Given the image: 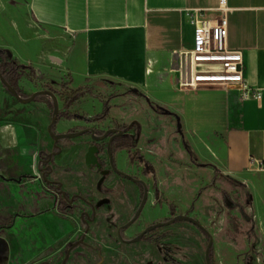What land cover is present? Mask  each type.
Wrapping results in <instances>:
<instances>
[{"label":"crops","instance_id":"obj_1","mask_svg":"<svg viewBox=\"0 0 264 264\" xmlns=\"http://www.w3.org/2000/svg\"><path fill=\"white\" fill-rule=\"evenodd\" d=\"M225 8L228 48L243 53L238 67L251 87L262 90L259 99H243L234 86L182 87L190 76L185 53L195 48L188 12L198 9L217 18ZM0 48L42 72L126 83L172 106L182 114L199 154L252 188L258 221L253 243L264 248V0H0ZM40 100L24 105L0 83V263L172 264L153 243L138 247L120 241L118 228L116 242L114 230L104 223L97 238L90 229L78 259L71 255L65 261L75 229L58 208L52 184L59 185L60 193L81 199L69 207L71 215L86 198L94 204L108 196L98 191L82 145L59 143L61 150L51 157L56 146ZM82 123L62 119L55 130L68 133ZM42 157L51 166L43 170L49 174L46 179L39 167ZM106 207L100 211L103 216L107 211L112 218L118 211L130 214L115 201ZM233 241L224 240L227 249L215 245L213 264H249L242 255L248 240L241 245ZM105 250L112 257L102 262ZM205 252L204 257L179 262L206 264ZM250 264L263 261L255 256Z\"/></svg>","mask_w":264,"mask_h":264},{"label":"rangeland","instance_id":"obj_2","mask_svg":"<svg viewBox=\"0 0 264 264\" xmlns=\"http://www.w3.org/2000/svg\"><path fill=\"white\" fill-rule=\"evenodd\" d=\"M10 57L16 59L12 54ZM201 67L218 69L220 65L215 62L212 65H201ZM43 72L47 74L46 80L36 79L32 82L27 79V82L23 79L19 82V88L26 96H31L34 91L51 88L58 97L61 111H66L60 92L65 85H68L69 89H73V98L80 96L70 111L92 117L101 114L105 106L109 107V115L105 120L97 123L83 121L84 124L73 128L72 133L86 128L103 133L111 128H123L136 120L142 123V133L137 147L134 148L131 143H128L118 147L115 153V159L118 160L116 164L121 171L145 180L149 186V198L143 212L137 221L122 233V238L134 239L150 225L169 221L178 215H187L196 218L209 229L214 238L212 250H215V245L219 243L221 245L217 246V249H227L228 245L224 242L227 238L234 240L231 243L239 245L248 240L249 246L242 254L246 256L245 260L250 264L255 256H259L264 264V248L253 243V239L258 237V221L256 199L252 188L247 183V186H244L242 183L245 182L237 178L225 175L217 165L212 161L209 163L208 159L199 154L189 138L181 113H177L172 106L156 101L151 96L148 98L143 94L144 91L134 90L126 83L102 79H75L67 73ZM51 81L54 84H51ZM219 85L225 87L215 81L200 85L198 88ZM40 99L42 111L49 113L51 121L54 110L53 101L49 96H43ZM175 114L181 118V131L174 117ZM132 132L135 134V128ZM61 143H64V147L82 145L83 154L86 153L88 145L93 144L89 133L74 139L63 140ZM104 155V160L108 161L107 153L104 152ZM145 163L151 165V171L155 174L154 179H150L146 174L143 165ZM90 170L91 174L95 173L93 175L97 180L98 191L107 195L108 198H105L104 203L98 201L94 204L92 200L87 203L86 198L82 201V208L80 205L75 207L71 218L76 219L85 211L92 219L91 233L95 234L96 238L103 227L101 223H104L107 229L109 226L112 227L114 231H111V237L118 242L117 228L127 224L134 217L143 199L144 189L141 185L120 177L114 172L106 176L100 184L101 171L95 168ZM113 195L117 199H114ZM113 201L120 204L121 210L122 207L129 209L130 214L118 215V211V216L115 215L113 218L112 213L108 211L104 216L100 214L103 208L112 206ZM149 237H152L154 241L152 243L162 257L168 254L170 259L179 264V260L190 261L204 257V251L209 243L208 235L185 220H177L170 226L158 228ZM202 239L205 243L203 247ZM142 243L144 242L141 241L136 245L139 247ZM71 248V255L77 258L83 247L76 244ZM142 254L139 253L138 256L141 257ZM103 257L100 260L105 262L112 257V254L111 252L107 254L105 250V257ZM58 259L60 263L61 257Z\"/></svg>","mask_w":264,"mask_h":264},{"label":"water","instance_id":"obj_3","mask_svg":"<svg viewBox=\"0 0 264 264\" xmlns=\"http://www.w3.org/2000/svg\"><path fill=\"white\" fill-rule=\"evenodd\" d=\"M8 53V55L10 56V52L0 48V53H1V60H0V64L1 62L4 61V57L2 56L3 53ZM1 68V67H0ZM37 73H38V77L36 79L38 80H46L47 76L40 70V69H36ZM51 81V84H54V82ZM0 83L2 85H4V87H6V89L22 104L24 105H28L31 103L36 102L40 97L43 96H49L51 97L52 101H53V114H52V118L51 121L48 125V132L50 137L54 140L55 142V146L56 148L60 149L62 148L59 143H61L63 140L66 139H74L77 137H81L85 134L89 133L90 136V140L94 143H99V144H105V151L107 153L108 156V161L106 163L108 169L102 170L103 167V160H104V152L101 153L100 148L98 147V145H92L88 148V150L86 151V155H85V163L87 165V167L89 169H98L101 171L102 174V179L100 182V184H102L104 178L106 176H108L111 172H114L116 175L123 177L135 184L141 185L144 189V195H143V199L139 205V208L137 209L134 217L125 225L121 226L119 228L118 231V236L120 237V239H122L125 243L128 244H134L137 242H140L143 237L152 232L153 230H156L158 228H162V227H166V226H170L172 224H174L177 220H185L187 222H190L191 224H193L194 226H196L198 229H200L201 231H203L206 235H208L209 237V243L208 246L206 248V252H205V259H206V264H213L212 263V257H211V253H212V249L214 248V238L212 236V234L210 233L209 229L204 226L200 221H198L196 218L191 217V216H187V215H178L176 217H174L173 219L169 220V221H165V222H160L157 224H153L150 225L149 227H147L143 232H141L137 237H135L134 239L131 240H125L124 238H122V234L121 231L123 229H126L128 227H130L133 223H135L137 221V219L139 218V216L141 215V213L143 212L148 198H149V186L147 184V182L143 179H139V178H135L131 175H129L128 173H125L124 171H121L117 164H116V159H115V153L117 151L118 147H122L123 145H121L120 143H118L117 147L115 146V140L117 138L121 139V138H127L130 137L132 138V146L134 148L137 147L138 145V141L140 140V136L142 133V123L140 121H133L130 125H128L124 130L120 131L117 128H111L108 129L106 131L103 132L102 135L98 136V132L95 129L92 128H86L82 131L79 132H68V133H58L55 130V126H57V124L60 121V113H61V108H60V102L58 100V97L56 95V93L52 90V89H44V90H40L37 92H34L31 96H27L24 97L16 88H14L6 79L5 77V65L4 67H2V69H0ZM49 87V86H48ZM178 128L179 131H181V123H180V118L178 117ZM88 123V122H87ZM97 123V122H95ZM133 126H136V133H130L129 131L131 130V128ZM101 134V133H100ZM113 134V135H111ZM91 145V144H89ZM88 145V146H89ZM56 154H58V152L54 153V155H51V157H54ZM43 161L44 163V167H42L41 162ZM49 161L48 158L44 157V159H40L39 160V167L42 172L44 168L47 171L49 168H51V166L48 165ZM144 165V169L147 171V175L150 179H154L155 174L151 171V165L149 163H145ZM47 166V167H46ZM44 176V175H43ZM244 186H247L246 183H242Z\"/></svg>","mask_w":264,"mask_h":264},{"label":"built area","instance_id":"obj_4","mask_svg":"<svg viewBox=\"0 0 264 264\" xmlns=\"http://www.w3.org/2000/svg\"><path fill=\"white\" fill-rule=\"evenodd\" d=\"M226 11L225 8L224 14L217 18H208L198 9L188 12L190 23L194 27L195 48L185 53V59L190 65V76L183 80L182 87L197 89L200 85L216 81L224 86H234L243 99H259L262 90L251 87L238 67L243 53L228 48ZM215 62L220 65L218 69L201 67ZM41 165H44L43 161ZM261 169L264 170V166Z\"/></svg>","mask_w":264,"mask_h":264},{"label":"flooded vegetation","instance_id":"obj_5","mask_svg":"<svg viewBox=\"0 0 264 264\" xmlns=\"http://www.w3.org/2000/svg\"><path fill=\"white\" fill-rule=\"evenodd\" d=\"M0 69H2V68H0ZM23 80V79H22ZM25 80H27V79H25ZM49 87H51V86H49ZM47 89V88H46ZM49 89H51V88H49ZM40 99V98H39ZM127 126H125V127H123V128H117L118 130H120V131H122V130H124L125 128H126ZM134 128L135 129H137L136 128V126H133L132 128H131V130L129 131L130 133H132V130H134ZM103 133H99L98 134V136H100V135H102ZM111 135H113V134H111ZM115 146L117 147V145H118V143H120L121 145H126V144H132V138H130V137H127V138H121V139H119V138H117L116 140H115ZM92 145H98V147L100 148V151H101V153H103L104 151H105V148H104V144L102 143V144H99V143H94V144H91V145H89L88 147H87V150H88V148L90 147V146H92ZM61 150V148L60 149H58V148H55V153L56 152H59ZM40 159H44V157H42V158H40ZM106 163H107V161L106 160H103V167H102V170H105V169H108V167H107V165H106ZM42 167H44V165L42 166ZM145 172H146V174H148L147 173V171L145 170ZM42 174L44 175V179H46V178H48L49 177V174H47L46 172H42ZM47 174V175H46ZM53 185V187H56V189H55V194L56 195H54L55 196V199H56V202H57V204H58V208L60 209V210H62L64 213H66V215L68 214V216H69V219L71 220V222H72V224H73V226H74V229H75V232H74V236H73V240H70V241H68L67 242V245H66V247H65V253H66V257H65V261H67L70 257H71V251H72V245H76V244H79L80 246L81 245H84L85 243H86V240H87V235L89 234V232H90V229H91V227H90V224H91V221H92V219H90V217L88 216V213H86L85 211H83L81 214H80V216L79 217H77L76 219L75 218H71L73 215H71L72 213L69 211V207L72 209V208H74V206L78 203V201H81V199L80 198H77V197H70L69 195H66V194H64V193H60V190L58 189V187H59V185L58 184H52ZM127 229V228H126ZM126 229H123L122 231H121V234L123 233V232H125L126 231ZM118 231H119V229H118ZM153 231H155V230H153ZM152 231V232H153ZM152 232H150V233H148V234H146L144 237H143V239L141 240V241H143V242H147V243H152V242H154L153 240H152V237H149V235L152 233ZM123 235V234H122ZM139 235V234H138ZM137 235V236H138ZM119 237V236H118ZM119 240L120 241H122V242H124L122 239H120V237H119ZM125 240H128V239H125ZM140 241V242H141ZM137 243H139V242H137ZM137 243H134V244H137ZM169 255L167 254V255H163V257H164V260L167 262V263H172V264H179L177 261H175V260H173V259H170L169 257H168ZM53 261V260H52ZM1 264V263H0ZM43 264H52V262L51 263H43Z\"/></svg>","mask_w":264,"mask_h":264},{"label":"trees","instance_id":"obj_6","mask_svg":"<svg viewBox=\"0 0 264 264\" xmlns=\"http://www.w3.org/2000/svg\"><path fill=\"white\" fill-rule=\"evenodd\" d=\"M4 61L1 62L0 67L5 65V77L8 82L16 88L24 97H27L23 91L19 88V82L22 79H28L32 82L38 77L37 70L34 66L22 65L17 59H13L8 55V53H3ZM63 87V85H62ZM73 89H69L68 85L62 88L60 96L62 95V101H64V106L66 111H61L60 120L62 119H77L88 123L101 122L105 120L109 115V107L105 106L101 114L97 116L88 117L87 115L80 114L79 112L70 111L74 103L80 98V96L73 98ZM40 100V99H38Z\"/></svg>","mask_w":264,"mask_h":264},{"label":"bare ground","instance_id":"obj_7","mask_svg":"<svg viewBox=\"0 0 264 264\" xmlns=\"http://www.w3.org/2000/svg\"><path fill=\"white\" fill-rule=\"evenodd\" d=\"M194 84H196V82Z\"/></svg>","mask_w":264,"mask_h":264}]
</instances>
